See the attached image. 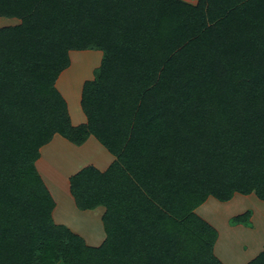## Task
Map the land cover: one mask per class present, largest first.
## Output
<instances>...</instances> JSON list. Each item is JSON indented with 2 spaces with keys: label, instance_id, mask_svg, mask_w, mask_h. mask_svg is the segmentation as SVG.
Returning <instances> with one entry per match:
<instances>
[{
  "label": "trees",
  "instance_id": "16d2710c",
  "mask_svg": "<svg viewBox=\"0 0 264 264\" xmlns=\"http://www.w3.org/2000/svg\"><path fill=\"white\" fill-rule=\"evenodd\" d=\"M0 16L20 20L0 27V264H223L195 208L264 201V0H0ZM88 48L72 125L55 80ZM55 133L115 156L68 177L77 208L104 207L98 245L52 218L35 161Z\"/></svg>",
  "mask_w": 264,
  "mask_h": 264
},
{
  "label": "rangeland",
  "instance_id": "374dc122",
  "mask_svg": "<svg viewBox=\"0 0 264 264\" xmlns=\"http://www.w3.org/2000/svg\"><path fill=\"white\" fill-rule=\"evenodd\" d=\"M19 22L20 20L16 17L0 16V27L6 25H15ZM68 55L70 60L69 67L62 71L61 77L57 85L60 86L65 95H67L68 101L70 102L69 105L71 112L74 113L75 111H77V105L75 104V101L77 103V97L80 92V87H78L79 82L85 78H93V75H95V70L100 64L102 58V51L99 49L72 50L69 52ZM60 87L59 90L61 91ZM59 155L61 154L57 153L54 156L57 157L59 161L58 159H56L54 160L53 164V155L49 156L50 166L46 168L47 172L49 173V177L48 179H42H44L43 181H45V185L50 190V193L52 194L55 203L57 202L55 215L57 214L60 219L62 217L65 218L64 220H66V218L70 220H75V212L72 211V204L71 202H68V199L65 196L68 194H64V190H68L67 174L74 172L77 166H81L83 162L82 156L79 155L81 157V162L76 161L77 163H72V165L70 166L66 163V166H64V154L62 153L61 156ZM65 156H69V154L66 155L65 153ZM255 198L256 197L253 194H251L250 197H245V195L239 193L235 195L232 199H230V201L223 202L211 196V198H209L210 201L208 202V204L205 205V209L209 208L206 209L209 215V219L216 223L217 228L220 232V237L218 238L215 247L216 253L219 256L220 253L224 254L227 260L229 259L231 261H234L233 264H242V262L245 261L247 258H253L257 254V252H259V250H262L264 248V201L260 200L259 198H256L258 200H255ZM70 200L75 206L71 195ZM213 201H217L220 204H217V202ZM100 208H98V210L90 212L89 215L91 216L84 215L80 219L82 221L81 226L83 227V231L85 232L83 233L84 236L82 237L87 244L92 241V237L103 236L102 234L98 233L99 230L97 231L98 227L96 223L98 222V216L102 213V210H99ZM205 209L200 208L198 210H195V212L200 217L205 219L203 217L206 214V212L205 214L203 213ZM248 209L251 210L249 225L243 224L242 228L232 229L227 227V225H234L230 224L229 222L230 218L233 215L242 213ZM75 211H79L77 207L75 208ZM87 219H95L96 222L92 221L88 222L87 224ZM84 224L86 228L84 227ZM100 237H97L98 240L95 241L96 245L102 242L103 239H100Z\"/></svg>",
  "mask_w": 264,
  "mask_h": 264
},
{
  "label": "crops",
  "instance_id": "0c3cea01",
  "mask_svg": "<svg viewBox=\"0 0 264 264\" xmlns=\"http://www.w3.org/2000/svg\"><path fill=\"white\" fill-rule=\"evenodd\" d=\"M184 1L189 2V3H192V4H195L197 0H184ZM88 49H90V48H88ZM88 49H82V50H88ZM92 49H95V48H91V50ZM70 51H72V50H69V52ZM67 67H69V65ZM67 67L64 68L62 71H64L65 69H67ZM62 71L59 73V75L57 76V78L55 80V86H56V88L58 90H59V87L60 86H58L57 84H58L59 79L61 77ZM94 76L95 75H93V78H94ZM86 80H91V79L85 78V79H83V80H81L79 82V86L78 87H80V92H79L78 97H77V103L75 101V104L77 105V111H75L74 113L71 112L70 105H69L70 102L68 101L67 95H65V93L63 92V90H62L61 87H60L61 88V91L59 90V92L61 93V95L67 101L66 102L67 103V110H68L69 117H70V120H71V124L72 125H78V124H81V123H85L86 120H87L86 115L83 112L82 107H81V103H80L83 83ZM39 151H40V154H39V157L36 159L35 164H36V168H37L39 174L41 175L42 178H45V179H48V177H49L48 176L49 173L47 172L46 168L50 166L49 165L50 164L49 163V156L50 155H53V159H52V164H53L54 163V160L58 159L57 157H54V156L57 153H59L61 155L63 153L64 154L63 155L64 156V159H63L64 160V166H66V163H67V165L69 164V166H70V165H72V163H77L76 161H80L81 162V157L79 155L82 156V161L83 162H82L81 166H77V168H76V170H74V172H71V173L67 174V178L71 174L75 173L76 171H78L79 169H81L82 167H84L86 165H93L94 167H96L100 171H104L109 166V164L115 159V156L111 152H109L105 148V146H103L96 139V137L94 135H92V134L89 135L83 143H81V144H75V143L71 142L70 140H68L67 138H65L62 135H60L59 133H55L52 136V138H51V140L49 142H47L46 144H44V145H42L40 147ZM65 153H66V155L69 154V156H65ZM70 153H71V155H70ZM61 155H59V156H61ZM58 161H59V159H58ZM58 166H60V165H58ZM52 173H54V172H52ZM67 181H68V190L65 189L64 190V194H68V195H65V196L67 197L68 202H71V204H72V211L75 212L74 213L75 220H70L68 218H66V220H64L65 218H62V217L60 219L57 216V214L55 215V209L57 207V202L55 203V206L52 209V213H51L52 214V218H53V220L56 223L66 224L72 231H74L75 233H78L81 236H84L83 233H85V232L83 231V227L81 226L82 225L81 224L82 221L80 220L81 217L84 216V215L85 216L86 215L88 216L90 212H93L94 210H98V208H100V207H102V208H100L99 210L100 211L102 210V213H103L104 207L103 206H97L94 209H85V210H81V209L78 208L79 211H75V208H76L75 206L76 205L74 206L73 205V202L70 200L71 193L69 191V179H67ZM237 194H239V193L238 192H235L233 194L232 198L235 195H237ZM251 194H253L256 198H258L254 193L242 194V195H245V197H250ZM209 198H211V196H208L203 203H201L199 206H197L195 208V210H198L200 208L205 209V205L208 204V202L210 201ZM256 198H255V200H258ZM72 199H73V196H72ZM260 200H262V199H260ZM73 201H74V199H73ZM227 201H230V199L227 200ZM213 202H217V201H213ZM223 202H226V201H223ZM74 204H75V202H74ZM217 204H220V203L217 202ZM206 209H209V208H206ZM206 209L203 212L204 214L206 212L205 216H203V217L208 222H210L217 229V231H218L217 239H216L215 245H214V251L216 253L215 247H216V242L218 241V238L220 237V232H219V230L217 228L216 223L214 221H212L211 219H209V217H208L209 215H208ZM102 213L97 218L98 222H96L95 219L94 220H89V219L86 220V223L87 224H88V222H92V221H94V222L97 223V227H98L97 228V231L99 230L98 233H100V234L103 235L101 237L100 236H97L98 238L100 237V239H104V236H105V233H104V230H103V226H102V222H101V215H102ZM89 216H91V215H89ZM76 221H78V222H76ZM85 224H84V227L86 228ZM227 227H229L230 229H232V228H242L243 227V224L238 223V224H234V225H230V226L227 225ZM85 231H87V230H85ZM97 237H92V241L89 242L88 244L89 245H96L95 241L98 240ZM216 255L222 261L223 264H233V262H234V261H231L229 259L227 260L226 259V256H224V254H222V253H220V256L217 253H216ZM251 258H247L245 261L242 262V264H245ZM225 261H226V263H225ZM238 264H240V263H238Z\"/></svg>",
  "mask_w": 264,
  "mask_h": 264
}]
</instances>
